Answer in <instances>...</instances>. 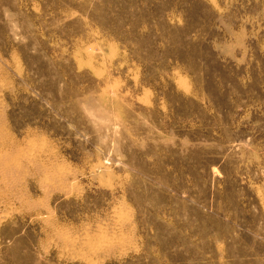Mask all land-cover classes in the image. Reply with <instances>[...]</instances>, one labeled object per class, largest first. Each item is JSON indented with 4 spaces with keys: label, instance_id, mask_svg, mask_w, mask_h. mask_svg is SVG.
<instances>
[{
    "label": "rangeland",
    "instance_id": "obj_1",
    "mask_svg": "<svg viewBox=\"0 0 264 264\" xmlns=\"http://www.w3.org/2000/svg\"><path fill=\"white\" fill-rule=\"evenodd\" d=\"M0 264H264V0H0Z\"/></svg>",
    "mask_w": 264,
    "mask_h": 264
}]
</instances>
